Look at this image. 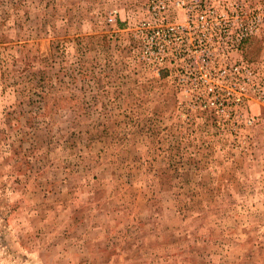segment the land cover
I'll return each instance as SVG.
<instances>
[{"label":"rangeland","instance_id":"374dc122","mask_svg":"<svg viewBox=\"0 0 264 264\" xmlns=\"http://www.w3.org/2000/svg\"><path fill=\"white\" fill-rule=\"evenodd\" d=\"M145 3L0 0V264H264V102L192 108L139 51Z\"/></svg>","mask_w":264,"mask_h":264},{"label":"built area","instance_id":"2783aa9c","mask_svg":"<svg viewBox=\"0 0 264 264\" xmlns=\"http://www.w3.org/2000/svg\"><path fill=\"white\" fill-rule=\"evenodd\" d=\"M136 29L153 75L170 81L194 109L251 124L249 105L264 102V66L243 57L250 38L264 36V0H146ZM117 11L109 14L112 24ZM231 118H233L231 120Z\"/></svg>","mask_w":264,"mask_h":264},{"label":"trees","instance_id":"16d2710c","mask_svg":"<svg viewBox=\"0 0 264 264\" xmlns=\"http://www.w3.org/2000/svg\"><path fill=\"white\" fill-rule=\"evenodd\" d=\"M248 43H249V40H248V42L244 45V48L247 46Z\"/></svg>","mask_w":264,"mask_h":264}]
</instances>
